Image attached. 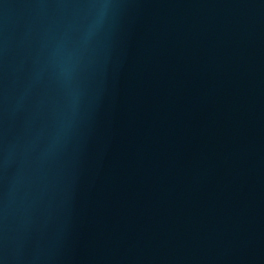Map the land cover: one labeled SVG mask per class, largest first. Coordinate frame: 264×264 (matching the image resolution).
Masks as SVG:
<instances>
[{"label":"water","instance_id":"95a60500","mask_svg":"<svg viewBox=\"0 0 264 264\" xmlns=\"http://www.w3.org/2000/svg\"><path fill=\"white\" fill-rule=\"evenodd\" d=\"M0 264H264V0H0Z\"/></svg>","mask_w":264,"mask_h":264}]
</instances>
